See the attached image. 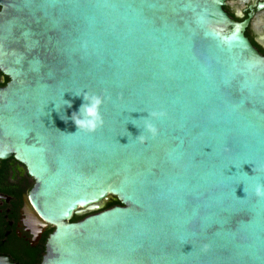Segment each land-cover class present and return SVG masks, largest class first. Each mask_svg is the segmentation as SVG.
I'll use <instances>...</instances> for the list:
<instances>
[{
    "label": "water",
    "instance_id": "1",
    "mask_svg": "<svg viewBox=\"0 0 264 264\" xmlns=\"http://www.w3.org/2000/svg\"><path fill=\"white\" fill-rule=\"evenodd\" d=\"M0 4V159L54 227L41 264H264V55L222 0Z\"/></svg>",
    "mask_w": 264,
    "mask_h": 264
},
{
    "label": "flooded vegetation",
    "instance_id": "2",
    "mask_svg": "<svg viewBox=\"0 0 264 264\" xmlns=\"http://www.w3.org/2000/svg\"><path fill=\"white\" fill-rule=\"evenodd\" d=\"M222 5L235 23L243 25V34L253 47L264 55V0H222ZM8 81L0 70V88ZM34 185L25 165L13 156L0 159V255L10 257L14 264H41L47 254V239L54 230L36 220L29 201Z\"/></svg>",
    "mask_w": 264,
    "mask_h": 264
},
{
    "label": "clouds",
    "instance_id": "3",
    "mask_svg": "<svg viewBox=\"0 0 264 264\" xmlns=\"http://www.w3.org/2000/svg\"><path fill=\"white\" fill-rule=\"evenodd\" d=\"M76 96H82L83 103L80 105L78 111L73 112L70 119L75 124L77 131H84L88 133L95 132L97 128L103 126V117L101 115V106L108 99L103 95L89 94L87 92L83 94H76ZM64 105L71 107L70 101H64ZM163 113H148L145 117L144 131H146L150 136L155 137L158 130L151 123L148 117L156 118L158 116H163ZM62 119H67L62 117ZM141 143H143L146 137L142 134L137 136ZM254 195L258 198H264V184H257L254 189Z\"/></svg>",
    "mask_w": 264,
    "mask_h": 264
},
{
    "label": "trees",
    "instance_id": "4",
    "mask_svg": "<svg viewBox=\"0 0 264 264\" xmlns=\"http://www.w3.org/2000/svg\"><path fill=\"white\" fill-rule=\"evenodd\" d=\"M114 204L118 205L119 202L117 200H113L111 202H109L106 206V208H109L111 206H113ZM84 216H73L72 219H71V222H76V221H79L83 218Z\"/></svg>",
    "mask_w": 264,
    "mask_h": 264
}]
</instances>
